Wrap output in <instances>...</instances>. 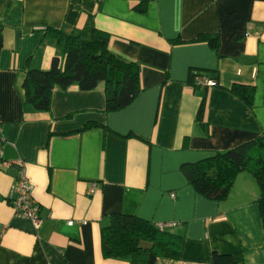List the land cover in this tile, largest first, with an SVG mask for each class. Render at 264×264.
Segmentation results:
<instances>
[{"label": "crops", "instance_id": "crops-1", "mask_svg": "<svg viewBox=\"0 0 264 264\" xmlns=\"http://www.w3.org/2000/svg\"><path fill=\"white\" fill-rule=\"evenodd\" d=\"M89 27L138 65L139 94L107 112L102 84L55 88L48 112L32 110L25 73L65 60L47 30L78 35ZM206 34L217 37L216 49L199 39ZM192 70L218 86L193 87ZM234 84L253 87L250 106L230 92ZM260 135L264 0H0V150L2 160L22 163L0 168V264H129L103 255L101 229L112 213L182 236L179 259L154 264H211L213 253L264 264L253 176L238 173L226 198L210 199L182 171ZM23 174L39 227L10 204Z\"/></svg>", "mask_w": 264, "mask_h": 264}, {"label": "trees", "instance_id": "trees-1", "mask_svg": "<svg viewBox=\"0 0 264 264\" xmlns=\"http://www.w3.org/2000/svg\"><path fill=\"white\" fill-rule=\"evenodd\" d=\"M47 32L61 47L65 60L60 66L59 60L53 58L48 70L30 69L25 73L22 81L24 100L32 110L48 112L55 88L67 90L76 86L78 90L88 92L102 84L107 112L127 107L139 94L138 65L112 53L105 33L93 27L78 35H67L54 29ZM199 39L217 48L215 35H201ZM203 75L196 70L190 71L193 87L208 89L197 85V77ZM213 81L217 87V82ZM230 92L251 105L253 87L234 84ZM203 108L202 102L198 121H201ZM182 171L195 192L210 199L226 198L235 176L242 171L249 172L260 189L255 202L264 229V135L197 162L183 164ZM101 241L105 258L123 259L129 264H154L158 258L178 260L183 238L166 226L160 227L136 216L112 213L103 223ZM211 264H233V260L229 255L213 253Z\"/></svg>", "mask_w": 264, "mask_h": 264}, {"label": "built area", "instance_id": "built-area-1", "mask_svg": "<svg viewBox=\"0 0 264 264\" xmlns=\"http://www.w3.org/2000/svg\"><path fill=\"white\" fill-rule=\"evenodd\" d=\"M197 85L201 87H214L215 82L202 76L197 77ZM16 164L19 168H22L21 162H7L2 160V152L0 150V168H10ZM23 171V170H21ZM31 186L28 183L27 178L23 175L19 176L18 184L12 189L10 198V204L14 210V213L22 218L30 220L34 226L39 227L42 220L39 217V206L31 196ZM71 225L72 222H69ZM162 227L161 225H159Z\"/></svg>", "mask_w": 264, "mask_h": 264}]
</instances>
